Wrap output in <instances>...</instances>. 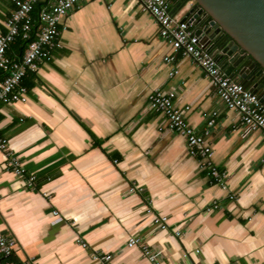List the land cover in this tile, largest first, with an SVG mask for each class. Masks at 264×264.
<instances>
[{"label":"crops","instance_id":"obj_1","mask_svg":"<svg viewBox=\"0 0 264 264\" xmlns=\"http://www.w3.org/2000/svg\"><path fill=\"white\" fill-rule=\"evenodd\" d=\"M180 2L171 13L183 18L192 0ZM12 8L0 0V25ZM61 21L62 47L22 79L27 99L0 105V136L36 177L27 186L26 176L4 168L0 151V228L16 240L9 260L99 264L92 254L104 252L111 264H264L262 132L244 133L190 58L162 59L169 47L137 0H78ZM17 50L15 43L8 54ZM232 70L224 72L242 83ZM155 88L173 90L175 104L188 106L187 122L208 129L224 188L209 182L185 138L148 105ZM154 214L167 216L166 230ZM130 233L162 249L157 263L126 245Z\"/></svg>","mask_w":264,"mask_h":264},{"label":"built area","instance_id":"obj_2","mask_svg":"<svg viewBox=\"0 0 264 264\" xmlns=\"http://www.w3.org/2000/svg\"><path fill=\"white\" fill-rule=\"evenodd\" d=\"M12 11L0 25V105L13 102H24L27 99V88L22 79L28 72L38 69L41 62L53 57V52L62 47L61 31L65 24L61 18L66 16L76 5L78 0H11ZM140 8L148 12L157 23L158 35L167 43L169 53L163 56L165 62H173L176 56L182 55L190 58L208 76L210 83L224 103L231 110L238 113L244 133L260 130L264 138V101L260 96L245 87L240 81L230 78L220 67L214 56L200 41L195 33V26L188 19L179 18L171 13L173 0H137ZM18 44L14 55L8 51L13 44ZM177 69L172 67L169 75ZM148 105L163 114L166 128L185 138L186 147L190 156L199 159V166L207 172L209 182L219 187L226 186V173L220 170L212 160L213 149L206 142L208 129L204 132L196 131L183 115L184 109L175 104V92L155 88L147 95ZM217 111H211L207 117L206 125L211 127L215 123ZM0 151L6 153L4 168L16 176H26L25 184L36 186V177L28 175L18 156L10 151L8 139L0 136ZM117 159H114L116 162ZM136 189L130 186L128 191ZM230 198L234 195L230 194ZM147 212L151 213L148 208ZM56 220H61L58 212L53 210ZM153 223L158 229L168 228L167 216L154 214ZM180 232L176 229L174 234ZM85 246L86 243L77 238ZM14 237L7 235L0 228V264H16L9 260L15 247ZM126 245L132 247L139 245L144 256L157 263L162 249L153 250L143 244L141 238L130 233ZM199 252V248L195 249ZM184 256L186 253L183 254ZM92 258L99 264H111L110 253L96 252Z\"/></svg>","mask_w":264,"mask_h":264},{"label":"water","instance_id":"obj_3","mask_svg":"<svg viewBox=\"0 0 264 264\" xmlns=\"http://www.w3.org/2000/svg\"><path fill=\"white\" fill-rule=\"evenodd\" d=\"M183 19L224 71L232 66L230 73L264 101V0H192Z\"/></svg>","mask_w":264,"mask_h":264}]
</instances>
